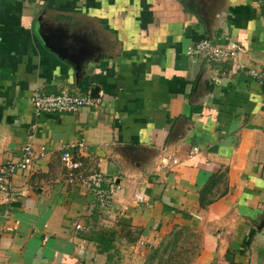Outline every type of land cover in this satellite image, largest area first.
Segmentation results:
<instances>
[{
    "label": "crops",
    "instance_id": "crops-1",
    "mask_svg": "<svg viewBox=\"0 0 264 264\" xmlns=\"http://www.w3.org/2000/svg\"><path fill=\"white\" fill-rule=\"evenodd\" d=\"M203 37L240 49L188 55ZM247 69H264L255 0H0V163L37 153L0 200V264H107L94 224L132 233L113 264L174 230L197 235L189 264H264V83ZM35 89L97 103L37 113ZM78 141L84 172L116 179L112 216L67 180L60 152Z\"/></svg>",
    "mask_w": 264,
    "mask_h": 264
},
{
    "label": "built area",
    "instance_id": "built-area-1",
    "mask_svg": "<svg viewBox=\"0 0 264 264\" xmlns=\"http://www.w3.org/2000/svg\"><path fill=\"white\" fill-rule=\"evenodd\" d=\"M257 4L264 6V0H255ZM239 44L233 41L217 43L212 38L203 37L190 45L187 54L198 56L207 62H227L233 60L239 51ZM239 68H245L239 65ZM246 74L259 84L264 83V69H247ZM30 103L37 113H77L83 107H89L97 103V99L90 94H71L61 91L57 94H45L38 89L33 90ZM84 146L83 141L72 142L64 145L60 152V161L66 170L68 182L73 185H82L90 190L99 208L106 211L112 210L116 189V179L106 178L99 171L90 170L84 172V165L81 158V150ZM194 152L198 149L193 148ZM46 153L41 149L39 156ZM36 151L31 143L22 145L18 159L0 163V200L10 197L11 177L17 170L27 169L35 158ZM80 223L75 224V229L81 230ZM143 244V243H141Z\"/></svg>",
    "mask_w": 264,
    "mask_h": 264
},
{
    "label": "rangeland",
    "instance_id": "rangeland-1",
    "mask_svg": "<svg viewBox=\"0 0 264 264\" xmlns=\"http://www.w3.org/2000/svg\"><path fill=\"white\" fill-rule=\"evenodd\" d=\"M113 210H108L107 215L110 214V216H112L114 212ZM93 229H94L95 234H93L92 237L97 234L96 233L97 231L98 232L104 231L105 233L113 231L111 228L104 227L100 224L98 225L94 224ZM129 232L125 228V229H122L121 232H119V234L114 233V238L111 241L112 242L111 246L114 248L113 249L114 251L117 250L116 245H118L119 247L123 246L122 241H125V243H127L128 241L133 242L132 240L133 237L131 235L132 233L130 232L131 233L130 234ZM169 241H171V243L167 245L166 243ZM115 242H117L116 245H115ZM141 243H144V242L140 241V244ZM161 243L166 244L167 246L164 247L163 245V246L158 247L159 249L157 250L156 253L151 248L152 251L150 250V252L147 253L148 255L145 256V258L143 257V261H140L141 264H189V262L192 261V259L195 257V255L198 252L197 235L196 233L194 235L190 234V232L187 230H184L181 233L180 232L177 233L176 230H174L173 234H171L168 238H166ZM118 253L120 254H118L116 258L119 259L120 261L121 259L123 260L124 257L122 256L121 252L118 251ZM131 253L132 252H129L130 255ZM112 258H113V255H112ZM116 258L115 260H117ZM131 258L132 257H130V260H131L130 262H133Z\"/></svg>",
    "mask_w": 264,
    "mask_h": 264
},
{
    "label": "trees",
    "instance_id": "trees-1",
    "mask_svg": "<svg viewBox=\"0 0 264 264\" xmlns=\"http://www.w3.org/2000/svg\"><path fill=\"white\" fill-rule=\"evenodd\" d=\"M96 233L97 234L92 237V235L95 234L94 229L89 231V234L91 236V237L89 236V239L91 238L90 240H92L93 242L96 243L99 252H101V253L107 252V264H113L114 262L112 261V254L109 253V250L112 248V246H111L112 242L111 241L114 238V232L112 231V232H108V233L106 232L105 233L104 231H101V232L97 231ZM170 243H171V241L167 242L166 244L168 245ZM166 244L161 243L160 246L164 245V247H166L167 246ZM157 250L158 249H155L154 252L156 253Z\"/></svg>",
    "mask_w": 264,
    "mask_h": 264
}]
</instances>
